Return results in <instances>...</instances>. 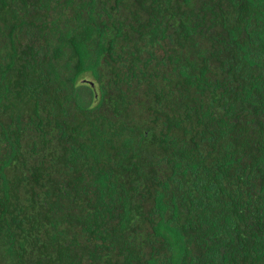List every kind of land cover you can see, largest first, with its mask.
<instances>
[{"label":"trees","instance_id":"trees-1","mask_svg":"<svg viewBox=\"0 0 264 264\" xmlns=\"http://www.w3.org/2000/svg\"><path fill=\"white\" fill-rule=\"evenodd\" d=\"M0 264H264V0H0Z\"/></svg>","mask_w":264,"mask_h":264}]
</instances>
